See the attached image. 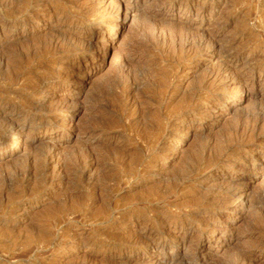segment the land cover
Masks as SVG:
<instances>
[{
  "label": "rangeland",
  "instance_id": "374dc122",
  "mask_svg": "<svg viewBox=\"0 0 264 264\" xmlns=\"http://www.w3.org/2000/svg\"><path fill=\"white\" fill-rule=\"evenodd\" d=\"M0 19V264H264V0Z\"/></svg>",
  "mask_w": 264,
  "mask_h": 264
},
{
  "label": "bare ground",
  "instance_id": "6f19581e",
  "mask_svg": "<svg viewBox=\"0 0 264 264\" xmlns=\"http://www.w3.org/2000/svg\"><path fill=\"white\" fill-rule=\"evenodd\" d=\"M47 13H49V12H47ZM37 14V13H36ZM34 15V14H33ZM116 17V16H115ZM31 19H32V17H30ZM30 18H28V19H30ZM35 19V18H34ZM1 20V19H0ZM25 20V19H24ZM116 20L117 19H113L112 21H111V23H110V27H111V29L113 30L114 28H116L115 26H116ZM28 21V20H27ZM32 22H34V21H32ZM31 22V23H32ZM24 23V22H23ZM25 24H26V22H25ZM109 25V24H108ZM1 27V26H0ZM4 29V28H3ZM5 33V32H4ZM4 36V35H3ZM2 40V39H1ZM4 41V40H3ZM5 44V43H4ZM2 54V53H1ZM3 54H5V53H3ZM7 54V53H6ZM3 56V55H2ZM7 56V55H6ZM4 58V57H3ZM7 58V57H6ZM1 61V60H0ZM2 64V63H1ZM3 107V109H5V105H3L2 106ZM13 122V121H12ZM14 123V122H13ZM3 124V123H2ZM11 124V123H10ZM9 126L10 125H1V127H0V138L1 137H4V139H5V137H7L6 136V133H7V129L9 128ZM11 127V126H10ZM64 128V127H63ZM3 139V140H4ZM18 142V141H17ZM20 143V142H19ZM23 145V144H22ZM18 149V148H17ZM12 150V149H11ZM34 160H36V159H34ZM18 167V166H17ZM21 173V172H20ZM20 175V174H19ZM21 177V176H20ZM262 201V200H261ZM264 201V200H263ZM262 201V202H263ZM264 208V207H263ZM153 236V235H152ZM154 237V236H153ZM149 240V239H148ZM147 241V240H146ZM148 242H150V240L148 241ZM148 242H146V243H148ZM151 243H152V240H151Z\"/></svg>",
  "mask_w": 264,
  "mask_h": 264
}]
</instances>
